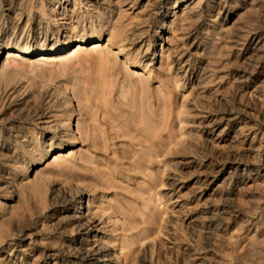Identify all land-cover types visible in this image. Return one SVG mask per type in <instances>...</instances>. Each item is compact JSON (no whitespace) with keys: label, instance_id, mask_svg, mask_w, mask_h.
Here are the masks:
<instances>
[{"label":"rangeland","instance_id":"374dc122","mask_svg":"<svg viewBox=\"0 0 264 264\" xmlns=\"http://www.w3.org/2000/svg\"><path fill=\"white\" fill-rule=\"evenodd\" d=\"M119 263L264 264V0H0V264Z\"/></svg>","mask_w":264,"mask_h":264},{"label":"bare ground","instance_id":"6f19581e","mask_svg":"<svg viewBox=\"0 0 264 264\" xmlns=\"http://www.w3.org/2000/svg\"><path fill=\"white\" fill-rule=\"evenodd\" d=\"M81 41H82V40H81ZM83 41H84V40H83ZM79 46H80V45H79ZM18 49H19V48H18ZM16 50H17V49H16ZM7 51H8V50H7ZM22 51H23V50H22ZM30 51H31V50H30ZM25 52H26V51H25ZM9 53H10V52H9ZM9 53H8V54H9ZM11 55H12V54H10V56H11ZM13 55H14V53H13ZM15 55H16V54H15ZM59 60H60V59H59ZM6 62H7V64L10 63V61H9V62L6 61ZM4 64L6 65V63H4ZM56 157H57V156H56ZM54 159H55V158H54ZM56 160H57V159H56ZM119 264H121V263H119Z\"/></svg>","mask_w":264,"mask_h":264}]
</instances>
